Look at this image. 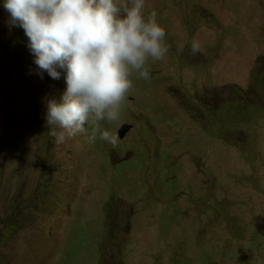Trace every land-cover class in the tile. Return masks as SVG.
I'll list each match as a JSON object with an SVG mask.
<instances>
[{
  "label": "rangeland",
  "instance_id": "rangeland-1",
  "mask_svg": "<svg viewBox=\"0 0 264 264\" xmlns=\"http://www.w3.org/2000/svg\"><path fill=\"white\" fill-rule=\"evenodd\" d=\"M3 3L0 264H264V0H145L169 51L102 122L131 125L115 146L48 135L63 76L36 74Z\"/></svg>",
  "mask_w": 264,
  "mask_h": 264
},
{
  "label": "clouds",
  "instance_id": "clouds-1",
  "mask_svg": "<svg viewBox=\"0 0 264 264\" xmlns=\"http://www.w3.org/2000/svg\"><path fill=\"white\" fill-rule=\"evenodd\" d=\"M3 8L9 14V25L21 28L27 37L36 74L43 79L47 73L52 80L63 76L66 87L59 98H44L48 135L57 143L77 136L92 143L99 136L115 146L125 136L119 139L102 122L121 119L133 80L150 79L145 65L164 59L169 51L157 13L145 14V0H4ZM200 48L193 39L192 55ZM235 103L225 98L219 106ZM229 111L223 109V115ZM227 119L234 121L231 116ZM195 120L201 128L212 124ZM123 125L131 130V125L122 124L117 132Z\"/></svg>",
  "mask_w": 264,
  "mask_h": 264
},
{
  "label": "water",
  "instance_id": "water-1",
  "mask_svg": "<svg viewBox=\"0 0 264 264\" xmlns=\"http://www.w3.org/2000/svg\"><path fill=\"white\" fill-rule=\"evenodd\" d=\"M130 127L128 125H123L117 132L118 138L122 139L125 134L129 131Z\"/></svg>",
  "mask_w": 264,
  "mask_h": 264
},
{
  "label": "trees",
  "instance_id": "trees-1",
  "mask_svg": "<svg viewBox=\"0 0 264 264\" xmlns=\"http://www.w3.org/2000/svg\"><path fill=\"white\" fill-rule=\"evenodd\" d=\"M222 126H224V123H222L221 124ZM10 226V227H9ZM8 226V229H9V231L8 232H11L12 230H13V228L11 227V224ZM11 230V231H10ZM6 239H8V237L6 238ZM5 239V240H6ZM5 240H3L2 242H1V244L5 241Z\"/></svg>",
  "mask_w": 264,
  "mask_h": 264
}]
</instances>
